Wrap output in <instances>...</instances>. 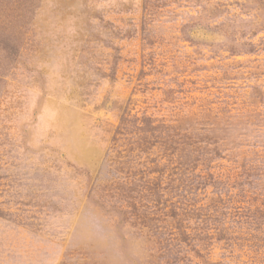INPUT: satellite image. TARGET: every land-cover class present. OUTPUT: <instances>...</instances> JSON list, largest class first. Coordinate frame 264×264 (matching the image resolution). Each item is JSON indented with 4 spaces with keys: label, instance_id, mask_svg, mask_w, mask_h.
Masks as SVG:
<instances>
[{
    "label": "rangeland",
    "instance_id": "374dc122",
    "mask_svg": "<svg viewBox=\"0 0 264 264\" xmlns=\"http://www.w3.org/2000/svg\"><path fill=\"white\" fill-rule=\"evenodd\" d=\"M0 38V264H264V0H0Z\"/></svg>",
    "mask_w": 264,
    "mask_h": 264
},
{
    "label": "trees",
    "instance_id": "16d2710c",
    "mask_svg": "<svg viewBox=\"0 0 264 264\" xmlns=\"http://www.w3.org/2000/svg\"><path fill=\"white\" fill-rule=\"evenodd\" d=\"M6 43H9V42H6V40L4 38H0V44H6ZM14 51V50H13ZM16 53V51H14ZM245 52H249V51H245Z\"/></svg>",
    "mask_w": 264,
    "mask_h": 264
}]
</instances>
